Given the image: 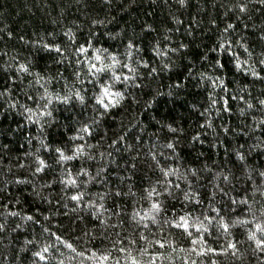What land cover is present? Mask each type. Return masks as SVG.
Returning <instances> with one entry per match:
<instances>
[{
	"label": "trees",
	"instance_id": "trees-1",
	"mask_svg": "<svg viewBox=\"0 0 264 264\" xmlns=\"http://www.w3.org/2000/svg\"><path fill=\"white\" fill-rule=\"evenodd\" d=\"M238 2L0 0V264H264V5Z\"/></svg>",
	"mask_w": 264,
	"mask_h": 264
},
{
	"label": "snow or ice",
	"instance_id": "snow-or-ice-1",
	"mask_svg": "<svg viewBox=\"0 0 264 264\" xmlns=\"http://www.w3.org/2000/svg\"><path fill=\"white\" fill-rule=\"evenodd\" d=\"M249 2H250V0H239V2L235 5V7L237 8V10H238L239 13H241V14H246L247 11H248V4H249ZM180 3L183 5L184 0H180ZM259 3L262 4V5H264V0H259ZM232 27H233V25H231V24L227 25V29H231ZM227 29H226V30H227ZM10 35H11V33H9V36H10ZM262 39H264V37H262ZM133 46H134V45H133L131 42H129V44H128V48L131 49ZM219 46H220L221 48H223V47H224V44H220ZM45 47L47 48V47H49V46H48V45H45ZM184 47H185V45H184L183 43H181V44L179 45V48H184ZM177 50H178V49H176V48H173V49H172L173 52H175V51H177ZM56 51H57V52L60 51L59 47L56 48ZM77 51L83 53V52L86 51V49H85L83 46H80L79 48H77ZM245 51H247V49H245ZM129 54H130V53H129ZM95 59H96V60H100L101 57H100L99 55H97V56L95 57ZM114 62H115V61H114ZM77 63H79V60H77ZM258 63L261 64V65H264V58H260V59H258ZM237 66L239 67V63L237 64ZM124 67L127 68L128 65H124ZM168 67H169L168 64H164V65H163V69H161V70L167 69ZM91 68H92V69H96L97 72H102V71L104 70L103 68H99V69H97L95 64L91 65ZM144 68L148 71V74H152V73H156V72H157V68H156V67H151V68L149 69V65L147 64V62H144ZM19 70H20V71H23V72H27V71H28V69H27L24 65H20V66H19ZM90 70H91V69H90ZM251 74H252L254 77H258V78L264 79V77H259V73H257L255 70H253ZM114 78H115V79H119L118 76H114ZM125 79H128V77H125ZM37 83H39V80L37 81ZM222 83H223V81H221V84H222ZM45 94H47V90H46V89H45ZM75 95H76V97H77L78 99H80L81 101H83L84 98H83V96L80 95L79 92H77ZM105 95H108L107 90H105ZM116 95L119 96L120 94L117 93ZM41 99H43V97H41ZM61 99H63L64 102H67V101H68V97H67V96H65V97H63V98H61ZM97 102H98L100 105H102L103 108H104L105 110L108 109L109 105H108V104H105L104 101H103V99H99V98H98V101H97ZM48 103H51V100H49ZM116 103H119V100H117ZM213 103H214V102H213ZM259 103H260L261 105H264V100H260ZM249 107H252V105H249ZM43 108H44V111L41 112V115L43 116V115L46 114L47 116H51V112H48V111H47L48 104H44V105H43ZM25 111H27V112H29V113L32 112L31 109H25ZM29 119H31V115L29 116ZM88 130H89V129H88L87 126H85V127L82 129V131H84V132H87ZM194 139H195V137H194ZM115 142H116V141H113V143H115ZM167 147H168L169 149H172V148H173V144H172V143H168V144H167ZM56 151H57V152H60V149H56ZM76 151H77V153H79V152L81 151V148H77ZM237 155H239V153H237ZM60 157H61L62 159H71V158H72V157H64L63 153L60 154ZM240 158L243 159L242 156H241ZM39 163H40L41 167H43V165H44V161H43V160H40ZM41 167H38V168L36 169V171H38V172L41 171ZM74 199H75V197H74Z\"/></svg>",
	"mask_w": 264,
	"mask_h": 264
}]
</instances>
